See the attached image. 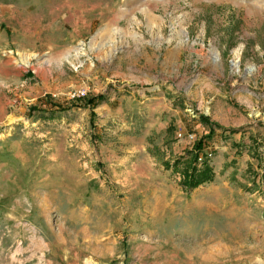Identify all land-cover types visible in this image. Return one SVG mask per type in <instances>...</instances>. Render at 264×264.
<instances>
[{
  "label": "rangeland",
  "instance_id": "obj_1",
  "mask_svg": "<svg viewBox=\"0 0 264 264\" xmlns=\"http://www.w3.org/2000/svg\"><path fill=\"white\" fill-rule=\"evenodd\" d=\"M0 264H264V0H0Z\"/></svg>",
  "mask_w": 264,
  "mask_h": 264
},
{
  "label": "trees",
  "instance_id": "obj_2",
  "mask_svg": "<svg viewBox=\"0 0 264 264\" xmlns=\"http://www.w3.org/2000/svg\"><path fill=\"white\" fill-rule=\"evenodd\" d=\"M195 161H197V156L194 158V161H192V163H194ZM167 166H169V168L171 167L170 164H167ZM213 176V170L209 164L205 163V165H203L201 169H198L197 166L193 165L190 166L189 169L184 172V179L182 183L184 185V188L188 190H193L205 183L212 182L214 179Z\"/></svg>",
  "mask_w": 264,
  "mask_h": 264
}]
</instances>
